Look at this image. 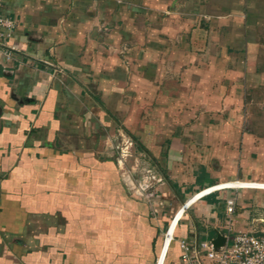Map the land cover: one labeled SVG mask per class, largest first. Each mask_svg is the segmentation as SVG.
Returning <instances> with one entry per match:
<instances>
[{
  "label": "crops",
  "instance_id": "0c3cea01",
  "mask_svg": "<svg viewBox=\"0 0 264 264\" xmlns=\"http://www.w3.org/2000/svg\"><path fill=\"white\" fill-rule=\"evenodd\" d=\"M154 1L143 29L133 20L143 12L136 0L113 1L112 10L109 0H2V15L16 21L7 42L17 57L0 56V264H188L180 239L247 232L262 227L256 221L264 226L247 209L227 215L225 197L217 206V195L194 203L191 196L180 206V190L228 179L204 166L203 179L182 168L190 151L179 136L158 132L169 123L164 114L149 124L150 146L140 145L153 164L146 177L125 157L127 124L113 116L138 119L143 105L135 96L143 88L172 96L185 92L191 78L204 105L206 90L222 98L226 90L236 97L242 89L263 93L260 42L249 35L246 56L227 65L216 32L220 25L231 33L242 24L255 30L264 21V0ZM196 44L203 52L191 51ZM210 45L218 53L208 54ZM177 76L184 82L174 86L169 80ZM154 108L163 112L168 103ZM262 135L245 130L241 139L232 133L212 139L260 143ZM174 210L167 248L162 229Z\"/></svg>",
  "mask_w": 264,
  "mask_h": 264
},
{
  "label": "rangeland",
  "instance_id": "374dc122",
  "mask_svg": "<svg viewBox=\"0 0 264 264\" xmlns=\"http://www.w3.org/2000/svg\"><path fill=\"white\" fill-rule=\"evenodd\" d=\"M113 1L116 2V0H109L110 10L114 8ZM119 1H125L127 3L135 2V0ZM159 1L164 2L165 0H158V2ZM136 2H138L136 4L142 7L143 12L139 16H135L133 20L139 23L141 28L143 27V29H147L150 21L149 8H152L151 6L153 4L155 5V3H153L155 1L136 0ZM259 17H261V15H259ZM109 22H114V19L109 20ZM114 24L116 25V23ZM244 25L245 24H242L243 27L241 26L239 30L232 33L230 30L224 28L226 25H220L221 32H216L219 34L218 48L220 53L223 54V56H226L227 65L230 64L232 60L236 61L237 56H246L245 43L247 42L249 35V37H253L252 39L260 42L255 53L259 57L264 56V21L258 22L257 25H255V30L251 32H247ZM227 28H229V25H227ZM207 40L210 39L208 38ZM236 42L239 44H236ZM125 43H129V41L125 40ZM207 49L208 54L218 53V50H214L212 45H210V48L207 47ZM191 51L201 53L203 52V49L196 44V46L194 45L191 47ZM193 62L195 63L196 61ZM176 80L179 83L184 82L181 76H177L173 81L169 80V82L174 85ZM192 80V78L189 80L191 83L185 92L174 91V95L172 96H170L171 94L169 93H164L162 90L158 92L155 91V93L150 95L148 87L143 88L142 94L135 96L136 98L140 97V101L143 105L142 111H139L140 116L138 119L126 114L127 117L125 118L126 120H124L119 112H114L113 116H116L115 118L120 124L123 121L127 124L125 126L127 141L123 150L126 154L125 157L135 161V163H137L136 167L140 166L143 175L146 177L148 176V171H146V169L153 166V164L148 154L141 150V146H146V148L150 146V137H148V135L152 128L149 127V124H154L157 115L162 116L164 114L169 123L164 127L159 128L158 132H161L163 135L168 134L177 138L179 136L184 141V146L190 151V157L186 159L188 165L186 162L184 165L182 164L184 170L189 173L194 172L196 175L199 173L200 178L203 179L207 178L205 171H201L204 166V168H208L211 174L221 175V177L226 176L228 180L240 179L250 182H264V137L262 135L264 134V92L261 93L256 90L248 91L242 89L241 91L239 90L238 96L236 97L232 96L235 95L236 92L231 93L229 90H226L222 94V98L219 95L214 96L213 91L206 90V101L204 105L199 102L202 97L198 98L197 80ZM169 92L171 93V91ZM229 93L230 95H228ZM161 103H168L167 110L161 112L154 108L155 105ZM220 105L222 106V109H219ZM217 106L218 108L216 109ZM128 118H131L132 121H129ZM230 123L232 125H229ZM140 129L143 132L142 136H138ZM245 130L249 134H261V137L258 136V139L261 142L238 141L236 143H216L214 142L215 139H212L220 133L224 135L232 133L241 139ZM165 145L166 144H164V146ZM214 147L217 150H214ZM140 150L142 151L141 157L137 158L136 156V158H134L133 152ZM154 170L157 172L159 171L155 166L152 167V171ZM172 188H174V190H180L177 186H172ZM195 191L186 190L181 192L180 190V206ZM147 193L146 190L143 191V195L146 197H148ZM215 195L220 196L219 200L215 202L217 206H224V197L226 198L231 195H237L236 208L234 207L236 211L237 209H247L248 213H251L253 218H256L257 220L258 218H264V188L262 187L238 189L237 191L228 190ZM189 206L190 207L184 212V215L190 211L192 204ZM176 211L177 210H174L167 215L166 225L162 229L163 241L169 222ZM255 224L257 226H263L259 221H256Z\"/></svg>",
  "mask_w": 264,
  "mask_h": 264
},
{
  "label": "built area",
  "instance_id": "2783aa9c",
  "mask_svg": "<svg viewBox=\"0 0 264 264\" xmlns=\"http://www.w3.org/2000/svg\"><path fill=\"white\" fill-rule=\"evenodd\" d=\"M1 5L2 0H0V56L6 60H11L17 57V49L8 44L7 40L15 30L16 21L13 18L2 15ZM250 184L249 181L240 179L217 182L199 188L189 197L195 198L194 203L201 198L228 190L237 191L238 189L258 188ZM235 203V195L225 198V212L227 215H231L234 211ZM188 207L189 205H187L183 213ZM225 237V243L219 247H215L211 240L193 242L180 239L178 241L180 257L188 264H264V226L247 232H237L233 235L227 234ZM173 238L174 233L169 244ZM204 259L207 260V263L204 262Z\"/></svg>",
  "mask_w": 264,
  "mask_h": 264
},
{
  "label": "water",
  "instance_id": "95a60500",
  "mask_svg": "<svg viewBox=\"0 0 264 264\" xmlns=\"http://www.w3.org/2000/svg\"><path fill=\"white\" fill-rule=\"evenodd\" d=\"M211 241L215 247H219L225 243L226 238L222 234H217Z\"/></svg>",
  "mask_w": 264,
  "mask_h": 264
},
{
  "label": "bare ground",
  "instance_id": "6f19581e",
  "mask_svg": "<svg viewBox=\"0 0 264 264\" xmlns=\"http://www.w3.org/2000/svg\"><path fill=\"white\" fill-rule=\"evenodd\" d=\"M175 224H176V222H175ZM175 224H174V226H175ZM174 226L172 227L171 225H168V228H167V231H166V235H165V238H164V246L165 247H167V245L169 244V241L171 239V236L173 235Z\"/></svg>",
  "mask_w": 264,
  "mask_h": 264
},
{
  "label": "trees",
  "instance_id": "16d2710c",
  "mask_svg": "<svg viewBox=\"0 0 264 264\" xmlns=\"http://www.w3.org/2000/svg\"><path fill=\"white\" fill-rule=\"evenodd\" d=\"M214 194H212V195H209V196H213Z\"/></svg>",
  "mask_w": 264,
  "mask_h": 264
}]
</instances>
